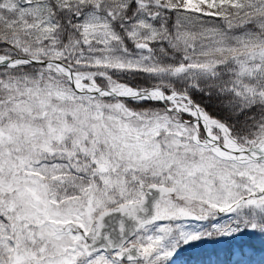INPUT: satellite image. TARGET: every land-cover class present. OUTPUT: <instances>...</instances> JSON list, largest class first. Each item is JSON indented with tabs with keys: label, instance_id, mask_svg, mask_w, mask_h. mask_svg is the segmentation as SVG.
<instances>
[{
	"label": "snow or ice",
	"instance_id": "obj_1",
	"mask_svg": "<svg viewBox=\"0 0 264 264\" xmlns=\"http://www.w3.org/2000/svg\"><path fill=\"white\" fill-rule=\"evenodd\" d=\"M200 245L264 264V0H0V264Z\"/></svg>",
	"mask_w": 264,
	"mask_h": 264
},
{
	"label": "rangeland",
	"instance_id": "obj_2",
	"mask_svg": "<svg viewBox=\"0 0 264 264\" xmlns=\"http://www.w3.org/2000/svg\"><path fill=\"white\" fill-rule=\"evenodd\" d=\"M212 253L211 245L190 247L175 258V264H208L207 258L213 256ZM256 259H259V256Z\"/></svg>",
	"mask_w": 264,
	"mask_h": 264
},
{
	"label": "trees",
	"instance_id": "obj_3",
	"mask_svg": "<svg viewBox=\"0 0 264 264\" xmlns=\"http://www.w3.org/2000/svg\"><path fill=\"white\" fill-rule=\"evenodd\" d=\"M212 255L213 256L207 258V263L208 264H211V262H214V261H216L218 259V257L214 253H212ZM219 258L223 259V256L221 255Z\"/></svg>",
	"mask_w": 264,
	"mask_h": 264
}]
</instances>
